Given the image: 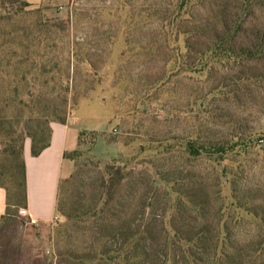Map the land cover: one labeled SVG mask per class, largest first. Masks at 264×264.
Segmentation results:
<instances>
[{
    "label": "rangeland",
    "instance_id": "rangeland-1",
    "mask_svg": "<svg viewBox=\"0 0 264 264\" xmlns=\"http://www.w3.org/2000/svg\"><path fill=\"white\" fill-rule=\"evenodd\" d=\"M180 3L43 5L51 33L41 29L24 40H46L51 48L30 55L20 72L28 74L25 80L8 77L13 86L2 116L22 121L18 130L28 121L35 128L42 117L49 133L58 122L42 106L55 104L63 106L66 121L86 129L73 176L59 191L58 202L75 213L72 220L59 212L57 223L34 225L24 208H10L0 229V264H99L69 257L87 255L91 246L102 249L99 224H106L107 235L130 230L140 239L151 233L141 242L144 264H155L157 251L170 252L168 264L173 256L178 264L190 263L178 249L200 232L213 237L212 247L217 242L216 262L197 247L199 262L190 264H264V76L247 78L250 66L264 74V61L248 66L212 52L197 55L183 35L167 47L158 22H204L207 14L206 5L193 3L178 15ZM250 14V22L264 26V3ZM212 142L207 154L189 152L191 145ZM109 166L131 175L113 188L117 219L97 222L99 190L112 189ZM24 196L23 190L21 202ZM118 244L104 246L116 250Z\"/></svg>",
    "mask_w": 264,
    "mask_h": 264
},
{
    "label": "trees",
    "instance_id": "trees-1",
    "mask_svg": "<svg viewBox=\"0 0 264 264\" xmlns=\"http://www.w3.org/2000/svg\"><path fill=\"white\" fill-rule=\"evenodd\" d=\"M261 2L264 3V0H181L180 5L174 10L178 15L186 4L187 6L193 3L206 5L207 14L202 19L204 22H158L160 29L163 30L164 44L169 47L168 41H170V38L177 41L179 36L183 35L187 46L197 55L212 52L217 54L219 59L226 57L228 60L239 62L240 65L249 66L250 63H257L258 65L264 61V26L259 22H250L252 19L250 11L252 8L261 5ZM0 9V157L3 156L2 161H0V188L5 189L7 192V213L3 216L4 220L10 208L25 209L27 207L26 171L23 159L26 139L31 138L32 140V155L39 156L43 150L50 146L52 133L51 128L49 133L47 132L48 129L45 125L48 122L42 121V117L37 119L35 128H30L28 121L24 123L22 130L17 129V125H22V121L5 120L2 114L9 107V103L4 101L3 98L9 92V87L13 86V82L7 81V79L8 77H20L22 75L20 77V82H22L28 77L27 73L21 74L20 72L30 55L40 50L49 49L51 46L46 40L33 41L24 40V38L29 37L31 32L39 35L41 29L44 32L51 33V29L46 25V22L49 21L44 19L46 8L32 9L29 0H0ZM250 67L248 68L249 76L247 78L254 79L264 76L263 73L259 72L256 65L253 70ZM253 71H258V73L253 74ZM19 85L14 86V89L18 90ZM34 108L36 106H32L31 110ZM42 108L45 109V112L52 113L58 123L65 124L67 122L66 117L61 115L63 106L44 104ZM83 134H80L79 139ZM104 140L110 144L116 142L114 138L106 140L104 137ZM215 143H209V146L202 145V148L191 145L189 152L193 155H202L203 152L208 151V147L215 145ZM214 147H217V145ZM218 149H223V147L220 146ZM75 153L76 151L66 156L75 159ZM109 169L107 172L110 175L112 189L106 192L102 187L99 190L93 216L97 222L117 219V211L113 208L116 206L118 192L117 189L114 191L113 188H116L121 181L128 179L131 175L121 166L116 168L109 166ZM18 173L22 178L21 182L16 181ZM71 178L64 180L63 184L69 182ZM12 189L14 195L11 194L13 193L10 191ZM23 190L25 196L21 202L19 195ZM16 196L18 198H15L14 202ZM74 209V206L65 209L58 202V211L63 213L67 220L74 218ZM99 225H102L103 229L98 233L96 240L101 243L104 242V244L107 241H112L116 245L120 243L117 249L106 248L103 244L102 249L98 251L91 246L87 255L76 258L73 254H70L69 257L72 261L78 259L97 261L99 264H144L141 242L145 240V237L150 239L152 237L151 233L147 231L144 238L140 239L137 238V232L134 233L130 230L119 234V236L115 234L107 235L106 230L103 233L104 228L107 227L106 224ZM119 239L122 241L119 242ZM212 240L213 237L204 232L191 234L184 240L186 241V247H180L178 250L181 251L188 262L196 263L199 262V259L195 258L197 256L196 249L202 247L204 249L202 254L207 259L216 262L217 242L215 241L216 246L212 247ZM115 253L116 255H114ZM169 256L170 252L165 251L161 255V252L157 251L155 264H168ZM173 264H178L174 256Z\"/></svg>",
    "mask_w": 264,
    "mask_h": 264
},
{
    "label": "crops",
    "instance_id": "crops-1",
    "mask_svg": "<svg viewBox=\"0 0 264 264\" xmlns=\"http://www.w3.org/2000/svg\"><path fill=\"white\" fill-rule=\"evenodd\" d=\"M53 1L29 0V4L32 9H36ZM51 130L50 146L39 156L32 155L30 140L25 142L24 147L27 196L25 213L28 217L36 219L39 224L51 222L55 216H60L58 211L60 186L64 180L71 177L76 165V160L67 158L66 155L81 148L79 137L86 131L71 119L65 124L53 123ZM6 213L7 192L0 188V229Z\"/></svg>",
    "mask_w": 264,
    "mask_h": 264
},
{
    "label": "built area",
    "instance_id": "built-area-1",
    "mask_svg": "<svg viewBox=\"0 0 264 264\" xmlns=\"http://www.w3.org/2000/svg\"><path fill=\"white\" fill-rule=\"evenodd\" d=\"M25 214H26V213H25ZM26 215H27V214H26ZM29 218H30V222H31L32 224H34V225H39V222H38L36 219H34V218H32V217H29ZM59 219H60V217L55 216L51 222H53V223H57V222L59 221Z\"/></svg>",
    "mask_w": 264,
    "mask_h": 264
}]
</instances>
